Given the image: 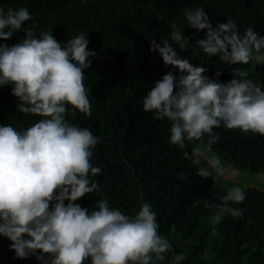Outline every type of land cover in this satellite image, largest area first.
<instances>
[{
    "label": "clouds",
    "instance_id": "9594fccd",
    "mask_svg": "<svg viewBox=\"0 0 264 264\" xmlns=\"http://www.w3.org/2000/svg\"><path fill=\"white\" fill-rule=\"evenodd\" d=\"M185 15L191 26L207 29L206 38L195 43L209 56L227 54L231 64L254 58L264 63V35L252 26L241 31L231 16L214 26L203 7L185 9ZM31 17L27 6L0 5V38L22 28L26 33L18 42L0 43V86L13 85L17 108L41 117L23 128L0 123V234L10 238L17 257L35 255L42 264H84L89 258L91 264H160L173 244L159 231L151 203L143 202L131 216L110 206L108 197L91 210L77 202L101 189L93 177L103 170L91 158L102 137L67 118L69 104L71 111L91 115L84 69L96 50L88 47L83 30L67 41H58L52 30L37 34L24 24ZM171 29L170 39L153 37L150 48L159 50L166 65L178 66L179 75L170 70L157 79L142 98L143 109L171 121L169 141L182 149L207 134L204 147L183 154L196 173L215 183L225 167L218 156H204L220 138L215 128L223 124L264 134V82L239 69L227 82L207 75L203 64L180 55L189 38L175 21ZM245 196V188L234 184L220 200L239 203ZM208 206L216 209V220L225 212L243 214L228 203L213 200ZM183 258L177 253L174 260Z\"/></svg>",
    "mask_w": 264,
    "mask_h": 264
},
{
    "label": "trees",
    "instance_id": "16d2710c",
    "mask_svg": "<svg viewBox=\"0 0 264 264\" xmlns=\"http://www.w3.org/2000/svg\"><path fill=\"white\" fill-rule=\"evenodd\" d=\"M0 5L27 6L32 17L24 24L33 26L37 34L52 30L58 41L83 30L89 36L88 47L96 50L92 64L84 69L91 115L79 109L73 112L69 104L67 118L102 137L91 158L103 170L93 177L101 189L77 202L91 210L108 197L110 206L131 216L143 202L151 203L159 231L173 244L160 264H264V189L245 188V199L239 203L221 201L227 191L221 176L214 183L212 177L196 173L197 166L183 154L199 143L205 145L207 134L180 148L169 141L171 121L154 118L143 109L142 100L164 73L171 70L179 75L178 66L166 65L159 50L150 48L153 37L170 39L173 21L189 38L180 55L203 64L207 75L227 82L235 75L233 69H239L255 82H264V63L255 58L247 64H231L227 54L205 53L195 41L206 38L207 29L191 26L185 15V9L203 7L214 26L231 16L241 31L252 26L264 35V0H0ZM25 34L22 28L11 38H0V43L18 42ZM12 87L0 86V123L27 127L41 117L17 108ZM215 130L220 138L212 150L227 163L264 171V134L223 124ZM181 171L184 178L178 175ZM213 200L239 207L243 214L225 212L216 220V209L208 206ZM10 243L0 234V264H42L35 255L17 257ZM177 253L184 254L178 262ZM84 264H91L90 258Z\"/></svg>",
    "mask_w": 264,
    "mask_h": 264
},
{
    "label": "rangeland",
    "instance_id": "374dc122",
    "mask_svg": "<svg viewBox=\"0 0 264 264\" xmlns=\"http://www.w3.org/2000/svg\"><path fill=\"white\" fill-rule=\"evenodd\" d=\"M197 146L204 147L205 145L203 143H199L197 144ZM213 154L220 158L225 167V172L221 176L220 182L223 187L228 189L233 186L232 182L237 181L239 185L244 188L257 186L261 189H264V171L252 172L250 169L231 165L227 163L224 158L214 150H211V152H208L206 150L204 156L206 158Z\"/></svg>",
    "mask_w": 264,
    "mask_h": 264
}]
</instances>
